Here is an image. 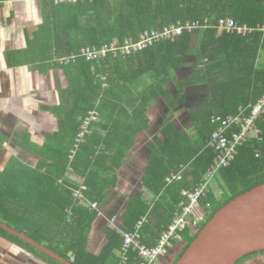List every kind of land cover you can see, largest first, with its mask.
Returning a JSON list of instances; mask_svg holds the SVG:
<instances>
[{
    "label": "trees",
    "instance_id": "16d2710c",
    "mask_svg": "<svg viewBox=\"0 0 264 264\" xmlns=\"http://www.w3.org/2000/svg\"><path fill=\"white\" fill-rule=\"evenodd\" d=\"M43 2V21L31 46L42 56L45 52L46 58L42 59L49 62L78 54L86 45L101 47L112 41L123 44L125 39L140 40L146 30L209 20L210 26L206 28L185 31L175 41H163L145 51L127 56L118 53L100 62L81 58L76 64L64 67L70 78L66 90L70 107L66 109L60 133L54 137L58 146L48 144L40 150L41 155L47 154L46 161H41L36 169L12 166L0 174L2 222L72 264H117L124 238L116 229H108V242L99 255L89 251L90 234L106 199V190L117 184L116 176H109L110 173L114 174L122 165L137 136L150 128L149 109L155 100L169 102L170 111L155 141L144 178L156 199L150 203L144 192L132 197L121 225L123 230H133L147 216L143 243L156 246L174 213L186 200L182 190L200 183L212 163L215 152L207 148L214 129L211 117L235 115L241 106L254 104L264 95V32L256 29L241 35L218 33L215 28L218 19L229 17L255 28L264 25V0H83L61 5ZM189 58L193 61L188 62ZM188 63L192 76L178 85V95L173 100L166 86L174 70ZM201 83L207 84L209 95L200 106L189 109L192 133H184L169 121V116L178 108L186 90ZM92 109L99 112L100 119L93 124V135L76 156L77 178L72 180L66 177L69 153L83 118ZM110 113H124L125 118L119 121L106 117ZM119 125L124 129L122 136L112 133ZM258 125L264 130V116L258 119ZM100 146L103 149L96 154ZM183 167L181 180L166 181ZM221 171L223 196L216 199L210 191L201 200L203 205L210 202L207 210L214 206L207 222L233 198L264 183V136L262 142L252 139L243 146L237 159ZM78 176L86 179V196L98 202V209L74 200L71 188L80 185ZM61 179L62 185L58 184ZM0 232L45 260L61 264L1 226ZM189 232L186 230L182 239ZM258 254L264 252L246 258ZM140 263L139 253L130 252L127 264Z\"/></svg>",
    "mask_w": 264,
    "mask_h": 264
},
{
    "label": "crops",
    "instance_id": "0c3cea01",
    "mask_svg": "<svg viewBox=\"0 0 264 264\" xmlns=\"http://www.w3.org/2000/svg\"><path fill=\"white\" fill-rule=\"evenodd\" d=\"M43 1L46 0L0 2V174L12 166L26 165L36 169L41 161H46L47 154L39 152L45 145L56 144L54 137L60 133L66 109L70 107L66 96L70 87L69 74L56 63L57 59L46 61L45 52L42 56L31 46V40L43 21ZM187 60L193 61L190 58ZM191 76L189 63L174 70L171 82L166 86L173 100L177 98L178 85ZM208 95L205 83L188 88L178 102V108L169 116V121L178 130L191 134L193 125L188 111L200 106ZM168 105L169 102L164 99L155 100L149 109L150 128L137 136L122 165L116 168L114 174L110 173L109 176H116L117 184L106 190V199L93 224L89 241L92 254L99 255L106 246L108 229H115L112 224L114 217L117 218L115 225L121 227L123 214L132 197L144 192L150 203L156 199V194L145 185L144 178L155 141L160 137L162 124L170 111ZM108 116L119 121L125 118L124 113H110ZM187 124L191 126L186 128ZM107 130L109 127L103 131L104 135ZM112 133L122 136L124 129L119 125L113 128ZM79 181L86 184L84 177H79ZM117 255L119 257V252ZM0 264L54 263L0 232Z\"/></svg>",
    "mask_w": 264,
    "mask_h": 264
},
{
    "label": "built area",
    "instance_id": "2783aa9c",
    "mask_svg": "<svg viewBox=\"0 0 264 264\" xmlns=\"http://www.w3.org/2000/svg\"><path fill=\"white\" fill-rule=\"evenodd\" d=\"M7 2H16L20 0H5ZM55 5L75 4L83 0H48ZM91 1V0H90ZM110 1V0H107ZM1 2V0H0ZM210 26L209 20L203 21H186L179 22L176 25L167 26L164 29L146 30L142 34L140 40L125 39L123 44H118L117 41H112L104 44L101 47L93 45L83 46L78 54L64 56L56 61L60 66L67 67L77 63L78 59H85L87 62H100L108 58L110 55L116 57L118 53L123 56L131 55L134 52H141L149 49L163 41H175L178 36L185 31L193 32L196 29L206 28ZM215 28L218 33L236 32L241 35H247L254 30L259 29L264 32V25L257 28L251 27L248 24H240L234 17L218 19ZM105 78L103 77L102 80ZM106 85H104L105 87ZM264 116V95L256 102L243 105L239 108L235 115L221 116L213 115L210 122L214 125V129L210 134L207 142V148L215 152L214 158L205 176L194 188L183 189L182 195L186 197L178 209L174 213V217L167 228L161 233L157 241V245L149 247L143 243V228L148 221V217H143L133 230H123L120 226L115 225V229L123 236L124 242L119 251L120 262L117 264H127L130 258V252L136 251L139 253L140 264H158V262L166 257L176 243L182 240V234L188 229H195L198 224L205 220L207 208L210 207V202L206 205H201L202 198L206 197L210 192L211 178L225 167L230 166L239 156L240 149L252 142V139L263 141L264 130L258 125V119ZM100 119V114L96 109L88 111V114L83 118L80 125L79 133L77 134L73 148L68 157V165L66 177L74 180L75 168L74 162L80 148L87 144L89 137L94 133L93 124ZM103 148L99 147L98 151ZM260 153L257 152V157ZM170 174L166 181L171 183L175 180L183 178V171ZM59 184H64L63 179L59 180ZM72 194L75 201L90 206V208L98 209L96 201H89L86 196L88 189L84 181L80 182L78 187H72ZM71 214V210H69ZM113 224V220H112ZM198 233V231L196 232ZM74 259H72V262Z\"/></svg>",
    "mask_w": 264,
    "mask_h": 264
},
{
    "label": "water",
    "instance_id": "95a60500",
    "mask_svg": "<svg viewBox=\"0 0 264 264\" xmlns=\"http://www.w3.org/2000/svg\"><path fill=\"white\" fill-rule=\"evenodd\" d=\"M0 226L61 264H72L0 220ZM264 252V183L218 209L175 264H238Z\"/></svg>",
    "mask_w": 264,
    "mask_h": 264
},
{
    "label": "flooded vegetation",
    "instance_id": "af4514ba",
    "mask_svg": "<svg viewBox=\"0 0 264 264\" xmlns=\"http://www.w3.org/2000/svg\"><path fill=\"white\" fill-rule=\"evenodd\" d=\"M213 209H214V206L211 207L209 210H207L205 220L202 223L198 224L195 229H192V228L189 229L190 230L189 236L187 238L183 237L182 241L177 244L176 248L173 251H171L166 257L162 258L158 262V264H175V262L178 260V258L181 256V254L184 252V250L188 246L189 240L192 237H194L197 234L196 232L197 231L199 232L201 230L202 226H204V223L207 222V219L210 216V213L212 212ZM260 255H264V254H258V255L248 257L246 259H243L242 262L240 261L239 264H242L245 261L252 259V258H255V257H258Z\"/></svg>",
    "mask_w": 264,
    "mask_h": 264
},
{
    "label": "rangeland",
    "instance_id": "374dc122",
    "mask_svg": "<svg viewBox=\"0 0 264 264\" xmlns=\"http://www.w3.org/2000/svg\"><path fill=\"white\" fill-rule=\"evenodd\" d=\"M159 119H160V117H159ZM187 125L188 126L186 128L191 126L189 124H187ZM221 170H218V172L216 174H214V176L211 178V181H210V191H212L213 196L216 199L221 198L223 196L222 193H223L224 182H223ZM201 205L203 206L202 203H201ZM113 224H117V218H115V217L113 218ZM242 264H264V256H258L256 258L249 259Z\"/></svg>",
    "mask_w": 264,
    "mask_h": 264
}]
</instances>
